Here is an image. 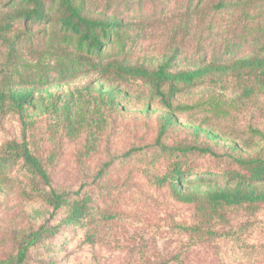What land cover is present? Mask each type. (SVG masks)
I'll list each match as a JSON object with an SVG mask.
<instances>
[{
  "label": "trees",
  "instance_id": "16d2710c",
  "mask_svg": "<svg viewBox=\"0 0 264 264\" xmlns=\"http://www.w3.org/2000/svg\"><path fill=\"white\" fill-rule=\"evenodd\" d=\"M114 1L8 0L7 10L0 12V193L16 192L25 209L14 227L0 232V264H61L56 256L62 252L56 241L60 234H81V243L93 244L95 225L114 217L95 205L87 180L74 187L57 185L51 169L63 141L81 139L80 158L97 150L111 116L125 109L123 99H132L126 90L131 82L146 86L148 101L161 108L154 144L171 163L154 177L155 184L173 201L194 207L197 223L179 228L196 234L207 227L212 239L227 238L236 235L228 227L230 213L264 207L262 130L248 128L259 142L252 151L232 142L220 152L216 133L199 125L192 140L163 142L179 124L177 114L192 108L178 97L198 85L232 83L235 105L264 96V38L251 37L254 49L244 57L234 55L239 45L229 43L223 55L188 62L175 44L156 63L144 64L132 60L130 35L167 19L189 30L208 8L250 7L255 0H187L152 22L124 17L111 9ZM33 25L40 30L32 31ZM206 110L227 113L212 101ZM14 120L20 123L17 137L2 128ZM203 133L207 142L199 141ZM42 140L50 143L46 153ZM182 260L175 254L151 264Z\"/></svg>",
  "mask_w": 264,
  "mask_h": 264
},
{
  "label": "rangeland",
  "instance_id": "374dc122",
  "mask_svg": "<svg viewBox=\"0 0 264 264\" xmlns=\"http://www.w3.org/2000/svg\"><path fill=\"white\" fill-rule=\"evenodd\" d=\"M186 2L115 0L111 9H118L128 19L148 17L152 22L171 15ZM235 7L208 8L204 18L192 23L189 30L178 28V20L167 19L132 31V60L156 63L175 44L180 45L188 62L208 61L215 55H223L229 43L239 45L234 55H249L254 49L251 37L264 38V0H255L250 7ZM7 8L8 0H0V12ZM31 28L40 30L37 25ZM175 32L177 37L173 36ZM232 85L223 81L204 83L180 95L178 102L192 108L177 114L179 124L163 137V142L171 145L183 139L192 140L193 127L199 125L216 133L220 152L232 142L251 151L259 146L257 137L252 135L255 133L248 128L264 132V96L235 105ZM127 87L132 99H123L125 109L111 116L107 128L98 137L97 150L88 158H80L81 139L63 141L53 163L54 184L74 187L87 180L95 205L114 216L95 225L93 244L81 243V234L74 238L71 232L60 234L56 240L62 250L56 255L60 263L151 264L180 254L183 260L179 264H264V207H245L230 213L228 227L236 235L227 238L212 239L207 227L196 234L179 228V224L194 225L198 220L192 205L173 201L155 184L154 177L166 172L171 163V158L160 153L154 144L160 105L155 100L148 101L146 86L131 82ZM210 101L227 113L206 110ZM2 128L13 137L21 132L17 120L3 123ZM207 140L204 133L199 137L201 142ZM40 145L43 153L51 149L44 140ZM133 148L139 150L124 156ZM105 163L107 166L98 175ZM24 211L16 192L0 193V232L14 227L15 217ZM247 225L250 228L244 230Z\"/></svg>",
  "mask_w": 264,
  "mask_h": 264
}]
</instances>
